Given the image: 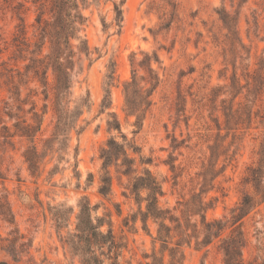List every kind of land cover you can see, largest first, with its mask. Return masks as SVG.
<instances>
[{
	"label": "rangeland",
	"instance_id": "1",
	"mask_svg": "<svg viewBox=\"0 0 264 264\" xmlns=\"http://www.w3.org/2000/svg\"><path fill=\"white\" fill-rule=\"evenodd\" d=\"M51 1L0 0V264H81L65 239L84 201L125 241L121 264H149L153 255H163L167 263L168 251L153 239L157 224L152 219L149 231L139 219L135 228L124 225V218L137 210L127 188L129 177L112 166L111 194L105 197L97 190L99 149L110 135L120 139L107 122L114 112L121 130L151 158L140 164L134 155L137 170L147 166L159 178L164 191L160 206L169 208L182 228L188 225V234L202 228L192 197L202 189L203 171L213 161L210 146L216 143L214 168L222 170L203 187V201L210 203L204 214L207 221L229 219L244 193L255 195L245 178L259 163L264 144V0H124L121 27L113 10L120 0H88L82 8L87 18L82 35L91 54L77 53L70 93L62 101L69 111L78 107L81 113L65 134L47 142L56 123L54 75L47 69L45 98L41 75L25 65L32 55L50 50L46 38L32 52L38 49L36 17L42 10V18H50ZM221 11L235 17V33L225 27ZM153 51L159 56L152 66L160 83L133 135L134 117L123 110V83L134 67L145 72L136 63ZM107 90L110 104L103 108ZM34 113L40 125L30 138L21 133L26 124H37ZM33 145L38 164L31 172L25 151ZM58 210H67L61 227ZM228 225L205 246H197L194 237L183 242L181 264H225L219 245L231 230ZM107 228L105 222L102 229ZM242 230L244 262L261 264L264 200L242 218ZM173 234L171 246L180 237Z\"/></svg>",
	"mask_w": 264,
	"mask_h": 264
},
{
	"label": "trees",
	"instance_id": "2",
	"mask_svg": "<svg viewBox=\"0 0 264 264\" xmlns=\"http://www.w3.org/2000/svg\"><path fill=\"white\" fill-rule=\"evenodd\" d=\"M92 2L100 0H91ZM49 9L50 18H42V10L38 13L36 21L40 27L39 40L36 43L38 49H41L44 40L47 38L50 42V50L44 56L32 55L30 61L25 65V69H33L38 76L41 75V82L44 86V96L47 98V69H51L54 75V102L56 112V123L53 137L48 138L47 142L53 138L65 134L79 117L81 110L76 107L69 111L62 101L70 93L72 86V76L76 65L79 63L77 53L84 54L88 57L91 54L90 47L86 38L82 35L83 25L86 22V16L82 8L90 4L88 0H52ZM124 0L114 1V20L118 27H121L123 20L122 5ZM221 19L225 27L231 33H235V17L226 11H221ZM104 28L107 27L103 21ZM24 34V28L20 29ZM76 41V43H73ZM135 53L132 54V57ZM159 62L158 54L144 52L142 59L136 64L143 68L144 73H140L138 68L132 69V76L123 83L124 107L123 110L127 117H134L132 125L133 135L142 127L147 112L153 104V93L160 83V77L156 69L153 68L152 62ZM112 71L108 75L109 82L113 79L114 65L111 64ZM261 77V75H260ZM110 84V83H109ZM109 90H107V103L104 107H109ZM34 113L37 124H26L22 130V135L33 138L39 129L40 119ZM112 119L107 122L108 130H115L119 133L120 139L115 135H110L106 142L99 149V159L101 160V173L99 176L98 192L103 196L111 194L113 166L116 172L129 177L127 188L137 204V210L131 215L124 218V225L135 228V223L139 219L144 230L149 231L147 221L152 219L157 224L156 235L153 237L162 245V250L168 251L167 263L163 260V255L158 257L152 256L149 264H181L183 253L180 250L183 242L190 243L194 237L197 246H205L214 238L219 237L227 227L231 228L229 234L221 238L220 248L224 254L225 264H246L242 258V247L245 245V236L242 230V218L253 209L260 201L264 200V144L261 147V158L256 166L249 169L245 181L251 183L254 187L255 195L244 193L237 206L231 210L229 219L206 220L204 212L210 206V203L203 201L202 193L206 191L203 188L206 183L213 180L214 177L222 170L215 169V161L219 156L218 146L216 143L210 146V161L207 168L203 171L202 189L198 194L193 195L192 203L194 204V214L200 215L201 229H194L192 234L186 230L188 225L182 228L181 222L169 208H163L159 204V197L164 194L162 182L150 170L144 166L140 171L136 167V156L140 164L151 163L150 157H144L141 154V148L134 139V136L128 137L121 130V125L115 113H111ZM25 158L28 161L31 172L37 167L38 154L36 147L33 145L25 151ZM94 207L90 206L88 201H84L79 213L77 214V223L73 232H70L65 239L66 244L74 255L80 257L81 264H121L119 257L126 243L121 237H117L112 230L109 220L102 216H93ZM67 210H58L55 213L57 226L61 227L63 221H66ZM107 222L108 228L102 229V225ZM173 223V226L170 223ZM130 223V224H129ZM194 227L196 224H193ZM173 231L180 236L173 246ZM202 235V236H201ZM264 264V261L261 263Z\"/></svg>",
	"mask_w": 264,
	"mask_h": 264
}]
</instances>
